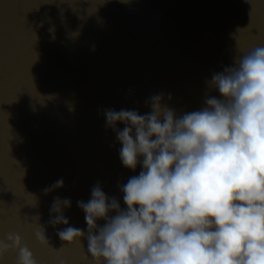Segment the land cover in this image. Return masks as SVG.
Returning <instances> with one entry per match:
<instances>
[{"label":"water","instance_id":"obj_1","mask_svg":"<svg viewBox=\"0 0 264 264\" xmlns=\"http://www.w3.org/2000/svg\"><path fill=\"white\" fill-rule=\"evenodd\" d=\"M256 47L264 0H0V238L19 234L39 264H92L86 240L63 246L64 226L48 222L54 197L68 198L70 226L86 231L77 202L98 183L124 207L119 186L141 168L122 166L104 111L143 115L157 94L178 114L200 110L219 95L212 75Z\"/></svg>","mask_w":264,"mask_h":264},{"label":"clouds","instance_id":"obj_2","mask_svg":"<svg viewBox=\"0 0 264 264\" xmlns=\"http://www.w3.org/2000/svg\"><path fill=\"white\" fill-rule=\"evenodd\" d=\"M207 83L219 95L207 94L200 110L178 114L157 94L143 115L104 111L122 166L141 170L119 186L124 207L99 183L77 202L86 231L64 214L71 200L54 197L48 223L64 226L56 233L63 246L86 240L92 264H264V47L235 57ZM63 187L59 179L44 192ZM38 225L35 238L49 247ZM13 252L15 264H39L9 233L0 238V264Z\"/></svg>","mask_w":264,"mask_h":264}]
</instances>
